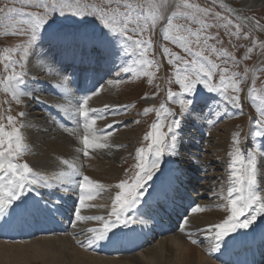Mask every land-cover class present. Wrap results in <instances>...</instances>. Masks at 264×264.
Instances as JSON below:
<instances>
[{
	"label": "snow or ice",
	"instance_id": "6c2138e0",
	"mask_svg": "<svg viewBox=\"0 0 264 264\" xmlns=\"http://www.w3.org/2000/svg\"><path fill=\"white\" fill-rule=\"evenodd\" d=\"M10 2L13 5L19 3L22 7H8L6 4L5 8H0V13H3L0 15V27L4 29L0 34L26 36L27 39L14 48L6 47L0 52V64L7 73L0 77V91L10 94L17 105L22 103V98L38 100L28 86L29 73L26 71V65L31 61L33 66H41L60 77L59 83L53 86L62 89L63 98L69 102L56 105V108L66 119L76 120L78 127L82 124L81 143L84 156L89 155V149L113 147L101 142L106 141L109 134L98 135L93 130L96 120L103 117L89 114L98 110L90 109L88 101L91 96L98 95V92L93 91L84 95L75 106L72 105L70 97L75 95L73 89L75 75L68 71L67 62L71 59L75 64L79 58L84 73L88 72L89 66L99 62L103 69L115 67L119 73L125 75L132 74L137 78L147 76L151 83L155 73L150 70L154 67L158 69V64L148 58L152 41L150 38L145 39L144 35L150 29H154L157 21L163 18V10L169 5L170 0H143V3L135 4L131 0H101L99 4H86L83 0H50V3L48 0H10ZM174 3L176 11L172 14L173 17L180 16L201 26L193 31L184 25H174L169 18L168 28L164 34V39H171L172 42L178 43L186 53L194 57L186 60L171 53L167 47L162 49L171 57L170 64L175 65L179 62L183 65L175 69V83L180 86L181 92L169 90L167 93L168 100L177 103L180 112L177 115L163 104L157 110V117L159 118L163 113L164 119L154 122L151 130L144 136V140L149 141L147 147L136 150L135 168L138 171L135 178L130 184L128 181H122L116 185L121 191L116 194L113 211L110 214L115 216V220L105 221L104 217L81 215V209L84 208L86 200L94 199L103 185L92 181L87 176H84L82 181L75 180L74 177L79 176V172L74 164L64 161L69 170L59 171L49 179L34 172L28 163H18L19 159L28 152L21 129L29 125L26 122L19 123L16 117L8 115L6 124L0 122V230L17 224L55 221L67 211L74 215L77 222L104 221L101 229H87L90 235L85 242L78 241L82 247L92 248L99 242L116 236L113 229L118 226L130 228L137 224L147 225L154 213L166 208L169 202L176 198L183 182L182 170L171 167L174 161L164 158L180 155V129L184 122L204 120L208 126H212L221 114L218 102L213 100L211 95L205 96L199 93V100L195 99L198 95V86L202 85L208 94H216L221 101L239 109L241 83L246 79L248 69H245L244 76L241 77L239 73L230 72L229 67H221L220 64L205 56L204 51L210 50L217 55L218 59L230 57L229 53L217 51L208 44V40L214 37L201 35L204 29L212 27L202 19L208 15V10L191 4L188 0H174ZM145 5L148 7L146 15L143 11ZM24 7H34L43 11L25 12ZM221 7L231 11L224 4H221ZM215 15L218 20H227L219 13ZM237 19L240 18L237 17ZM244 23H247V20H244ZM231 24L232 21L227 20V23L222 26L228 29ZM255 27H260L258 21L255 22ZM235 28L236 32L230 34L239 37L241 24H236ZM170 31L185 34L173 37L169 35ZM134 36L139 38L134 39ZM114 37H120L119 49L113 46ZM193 43L200 50L193 52ZM97 52L99 55H94ZM248 52L251 53L252 49L249 48ZM17 53H19V59L14 58ZM196 58H203L207 61V66ZM231 59L235 64L234 57ZM227 62L225 59V65ZM216 71L220 73V82L214 85L212 80ZM119 82L122 81H117ZM252 84L248 98L255 105L258 113V118L252 122L255 125L252 134L256 138H264V94L256 92L255 79ZM230 92L234 94H229ZM199 103L205 105L207 115L201 114L204 110L194 107ZM151 111L153 109H145V114ZM18 116L25 117V112L18 113ZM78 117L82 118V121L77 119ZM4 119L5 117H0V121ZM111 126L108 125L109 128ZM165 128L166 131H164ZM64 131L75 134L77 129L65 127ZM239 144V136L236 134L233 138L234 147L228 153L230 162L227 192L225 194L222 188L220 193V199L226 201L228 215L222 222L210 225L207 230H201L212 233L209 237L212 241L208 249L210 254L220 251L222 244L230 247L238 241L247 239L258 229L259 234L264 235V219L260 224H256L258 218H264V187L261 185L264 170L258 161V155L264 158V153L247 151L245 154ZM157 172L159 176L156 175ZM149 188L152 189L151 192ZM39 189L49 190L51 195L45 198ZM53 189H58L65 194H77L79 205L74 204L72 208H65V198L56 195L52 192ZM146 195L148 199H144ZM204 210L199 206L191 209L193 213ZM188 223L189 221L185 218L179 230L188 236L192 244H197V240L191 238L192 233L186 231ZM253 225L255 227H252ZM72 226L76 227V224L73 223ZM250 227L252 232L246 231ZM110 233L112 236L109 235ZM232 233L236 235L230 236ZM225 237L230 239L225 240Z\"/></svg>",
	"mask_w": 264,
	"mask_h": 264
},
{
	"label": "rangeland",
	"instance_id": "374dc122",
	"mask_svg": "<svg viewBox=\"0 0 264 264\" xmlns=\"http://www.w3.org/2000/svg\"><path fill=\"white\" fill-rule=\"evenodd\" d=\"M174 2V0H171ZM171 1L169 5L163 10V18L157 21L156 27L154 29H150L148 33H145L144 38H150L152 41V48L149 51L148 58L154 60L158 64V69L154 67L150 71L154 72V78H152V82L149 83V77L142 76V77H135L132 74H123L119 73L115 67H113V72L110 78L108 79V83L105 87L100 89L98 93L107 92V97H102V101L100 105L98 102L96 103L97 98H92L90 103L94 105L95 109H97V113L94 116H97L98 113L102 114V111H106V105H114L117 103V112H112L110 114L109 120L110 121H119L120 126L117 129V137L119 141L117 142L122 147L120 148L121 151V158L119 160H108L103 157H98L93 151V155L90 153V158H86L84 161L80 160V155L83 153V150L80 149L79 151H69L66 147H58L55 144H51L50 147L47 145H43L39 139H35L33 135H30L28 127L21 129L22 134L24 135V142L28 146V152L39 154L42 157H54L59 160L64 158H69L70 163L79 166L81 170V175H86L89 178L99 179L105 183H108L110 187L108 190H103L98 193L99 195L103 196L106 200L107 204L114 202L115 196L117 193L121 191V189L117 188L116 185L122 181H128L129 184L135 178V174L138 171L135 168L136 164V150L140 147H147L149 141L144 140V136L151 130V125L156 122L158 119H164V114L161 113V116L157 117V110L160 109L161 105L163 104L166 108L172 109L177 115H179L180 108L177 103H173L172 101L168 100L167 93L169 90L180 93L181 89L180 86L175 83V69L176 67H183V65L177 62L175 65L169 63V57L165 54L162 49L167 47L171 53H174L180 57H183L186 60H191L194 57L189 55L184 51L183 48L179 46L178 43L172 42L171 39H164V34L166 29L168 28V20L169 18L172 19V23L174 25H184L190 27L193 31H196L201 26L198 23L191 22L186 18L176 16L173 17L172 14L176 11L175 3L173 6L171 5ZM50 3V0H48ZM86 4H99L101 0H83ZM132 3H143V0H131ZM189 3L198 5L200 8L208 10V15L202 17L203 21L212 27L204 29L201 33L203 36H212L213 39L208 40V44L211 47L217 49V51H225L230 54L228 58H217L215 53H212L210 50H205L204 55L207 56L213 62L220 64L221 67H229L230 72L239 73L241 77L244 76L245 69H248L247 77L241 83V92H240V103L241 107L235 111L230 110L228 107L224 106V103L218 102V109L220 110L221 114L217 119L214 125L215 128L212 126H208V131L210 137L208 138L209 143H207L206 150L204 152L203 159L206 162L207 166H210V172H213V176H208V184L206 188L208 191H216L215 193L217 196L220 197L221 189L223 188L224 193L227 192V184H226V177L225 174L227 172L226 165H227V153L231 150V146L233 145V138L234 135L238 134L240 144L239 147L242 149V145H246L245 149L249 148L251 151H257L260 143L261 138H256L253 136V131L255 129V125L252 123L258 118V113L256 112V107L252 103V101L248 98V84L250 83L251 88L253 87L252 81L255 79V90L259 94H264V89L261 90V86L258 83L259 81L263 82L264 87V59L260 62V57L264 55V0H188ZM256 2V3H255ZM250 3V4H249ZM8 7H22L19 3L12 4L10 0H0V8ZM221 4H224L227 8H231L233 6L235 9H239V13L237 15L233 14L231 11H226L225 8L221 7ZM245 4V5H244ZM244 6V7H243ZM172 8V9H171ZM25 12L28 11H39L42 12V9H36L34 7H24L23 9ZM123 11V9H121ZM145 15L147 14L148 7L147 5L144 6L143 9ZM216 13H219L220 16L226 17L227 20H231L232 24L229 25L228 29L223 27V24L227 23L225 19H217ZM135 15V13H133ZM3 15V13H0ZM15 15V14H14ZM247 17L248 19H252L253 22L258 21L260 24V28L262 29L259 31L258 29L253 28L250 25H245L243 21L237 19V17ZM236 24H241L240 35L237 37L236 35L230 34L235 33ZM133 27V25H130ZM263 27V28H262ZM4 29L0 27V33H3ZM131 34V33H129ZM183 32H176L170 31L169 35L173 37H179L184 35ZM115 42L113 38V46L116 49H119V40L120 37H115ZM134 39H138L139 37L134 36ZM26 36H11V35H2L0 34V52L3 51L4 48H14L18 44H22L26 41ZM195 39L194 37L192 38ZM203 43V41H202ZM251 48L252 52L249 53L248 49ZM193 52L200 50L199 47L193 43L192 44ZM94 55H99V53H94ZM231 57H234L235 64H233ZM247 57V58H245ZM15 59H19V53L15 54ZM199 59L201 63H205L207 66V61L203 60V58H196ZM227 59V65H225L224 60ZM71 61V59H69ZM26 67L30 68L29 71V81L28 85L33 90V95L38 97V100L35 99L33 101L34 104L27 105L26 100L22 99V103L17 105L15 101L12 99L10 94H5L4 92L0 91V117H5L4 120L0 121L2 123H7L6 117L11 115L17 118L19 123H24L25 117L21 118L18 116V113L25 112L31 113L34 116H37L39 113H42L39 97L41 92H39V88L43 87L44 81L46 79H52L51 74H47L45 71H40L35 69L32 63H28ZM257 68L255 73L251 74L250 76V68ZM69 69V68H68ZM75 69L78 70L79 66L73 65L71 70ZM19 70V69H17ZM27 71V70H26ZM7 75L4 72L3 65L0 64V77ZM36 76L37 78L33 77ZM111 81V83H109ZM114 81V82H113ZM117 81H122L117 83ZM171 81V83H169ZM220 82V73L216 71L213 75L212 83L214 85L219 84ZM113 83L117 84V87L112 89L109 85ZM206 90L203 89V86H198V95L199 93H204ZM156 95L153 98L145 99V97H149L152 95ZM231 93V92H230ZM247 96L245 97V94ZM234 94V93H231ZM211 98L219 99L220 98L216 94H210ZM208 96V95H207ZM111 98L113 104H108L107 100ZM78 102V99L74 100ZM34 105V106H33ZM97 105V106H96ZM201 103L196 104V106H200ZM229 105V104H228ZM230 106V105H229ZM248 107V108H247ZM198 110H204L201 112L202 115H207L205 107L200 106V108L196 107ZM231 108V107H230ZM145 109H153V111L145 114ZM232 109V108H231ZM249 109V111H248ZM110 111V110H107ZM235 113V114H234ZM102 117V116H101ZM138 121V123H137ZM196 121V120H195ZM107 122V121H104ZM194 122V120H191ZM117 123V122H116ZM207 124V123H206ZM118 126V124L116 125ZM115 126V127H116ZM188 126V125H187ZM113 127V126H112ZM111 127V128H112ZM114 127V129H115ZM197 127L206 132L205 126H200L197 123ZM197 127L195 125H191L188 128V133L190 131L197 132ZM9 130H11L9 128ZM166 131V128L164 129ZM102 130L99 131L100 134ZM186 137H180V141L184 144V148L190 149L187 147V142L190 139V134L185 135ZM43 138V137H42ZM113 138V137H111ZM189 138V139H188ZM108 139V137H107ZM115 139V138H113ZM116 140V139H115ZM117 141V140H116ZM119 145V146H120ZM191 146V145H190ZM90 150V149H89ZM91 152V151H90ZM107 155H111L114 153V148L107 149ZM182 153V150L180 151ZM186 154V153H185ZM247 154V150L245 152ZM190 158L191 156L188 155ZM83 156L82 158H85ZM165 160H172L174 158L165 157ZM259 161V155H258ZM28 163L29 166L33 169L34 172L38 173V167L32 164L31 160L25 154L22 156L18 163ZM80 164V165H79ZM163 167V165H162ZM172 167V165H171ZM260 167L264 170V161L260 163ZM85 169L86 174L83 173ZM159 173V172H157ZM155 179V177H154ZM262 187H264V179H261ZM112 184V185H111ZM211 186L213 188H211ZM78 191V189H77ZM211 194V193H210ZM213 202V201H211ZM210 205L211 207H203L206 209L205 212L201 213L204 216H208L211 221L220 220L226 218L228 215V211L225 208L226 206L218 205ZM209 206V205H208ZM225 210L226 213H220L217 216L215 211ZM207 212V213H206ZM209 212V213H208ZM225 214V215H224ZM222 216V217H221ZM200 217L198 220V224L202 221ZM220 220V221H222ZM196 223V222H195ZM197 224V223H196ZM206 224V223H203ZM208 225V224H207ZM199 226V225H198ZM197 226V227H198ZM209 228V226H208ZM207 228H199L197 231L192 230L193 234H204L203 236L199 237V241L206 242V250L209 249L211 242L212 233L208 231ZM200 231V232H199ZM231 236V235H230ZM44 236L37 235L34 237L35 240L43 239ZM228 240L227 237H225ZM230 238V237H229ZM9 244V243H7ZM40 261L32 260V262L28 264H42ZM0 264H11L0 254Z\"/></svg>",
	"mask_w": 264,
	"mask_h": 264
},
{
	"label": "bare ground",
	"instance_id": "6f19581e",
	"mask_svg": "<svg viewBox=\"0 0 264 264\" xmlns=\"http://www.w3.org/2000/svg\"><path fill=\"white\" fill-rule=\"evenodd\" d=\"M170 6H173L172 1ZM235 12L237 14L240 11L239 9H235ZM250 22L252 24H255L252 19L250 20ZM259 29L262 30L260 27ZM77 60H79V58ZM34 67L36 70H38V73L40 71H45L47 74H51L52 79H46L44 81L43 87L39 88V92H41L39 102L41 110L43 112L39 113L37 116H34L31 113L27 112L25 115L24 123L26 122L29 126L26 129H28L30 135H33L35 139H39V141L43 145H47L48 147H50L51 144H55L58 147H66L69 151H79L80 149L83 150V145L81 143L83 137L82 124L78 127L76 120L66 119L65 116L56 108V105L69 102L63 98V90L53 86L59 83L60 77L48 72L41 66ZM76 67H78V65H76ZM81 69L82 66H79L78 70H71V72L75 74V84L73 85L74 92H76L80 96L83 95V90L90 88L87 83L89 81V78H85L86 75H88V72L83 73L82 76H80L79 74L81 73ZM103 73L107 75V72ZM95 80H99V78H95ZM109 87L114 89L117 87V84L113 83L112 85H109ZM101 92L102 94L98 93V95L91 96V99L97 98L98 101H96V103L98 102L99 106H101L100 102L102 101V97L108 96L107 92H103L102 90ZM56 93L58 94L55 95ZM25 99L30 100V98ZM75 99L77 98H75L74 96L70 97V101L73 106H75L77 103L74 101ZM91 99H89L88 101V107L90 109H95L94 105L90 103ZM214 100H216L217 102H221V100L219 99ZM107 102L108 104H113L111 98H109ZM202 104L203 103H201L200 106L203 107L204 105ZM117 106L118 104L114 103V105L108 106L106 111H102V114H97V116L103 117L101 119H97L94 125L93 130L97 134L99 133L97 129L102 130L100 134H104L105 130H108L107 134L111 133L114 130V127L117 125V121H110L106 112L107 110H110L108 111L109 113H112L113 111L117 112ZM194 107H197L196 104L194 105ZM229 107L232 108H230L232 111L237 110V108L233 107L232 105H230ZM96 113L97 112H90L89 114L91 116H94L96 115ZM77 119L82 121V118L78 117ZM188 121L191 122V120ZM108 125H112L113 127L111 126L112 128H109ZM65 127H67L68 129H77V131L75 134H70V132L64 131ZM107 137L108 139L106 141L101 142L112 145L113 147L111 148H114V153L110 156L107 155L106 151L108 148L93 151H96L95 154L98 157H103L112 161L119 160L122 157L120 151V148L122 146L117 143L119 139L116 135V132L114 131L112 134H109V136L107 135ZM111 137L115 138L117 141ZM89 153L91 152L89 151ZM27 156L31 160L32 164L38 167L37 174L46 178L51 179L55 173L63 170L62 160H59L57 158L42 157L37 153L34 154L31 152H27ZM195 159L196 158L194 157L193 160ZM229 162L230 157L228 156V164ZM174 166L178 169L180 167L179 164H175ZM225 177L228 179V174H226ZM74 179L78 180L83 178L76 176L74 177ZM91 180L97 182L100 185H103V187L97 191L94 199L86 200L84 208L81 209V215L100 216L104 217L105 221L115 220V216L110 215L113 211V202L108 205L106 200L103 198V196H101L102 194L100 193V191L108 190L109 188L107 187H110L108 186L110 184L95 178H92ZM39 191L45 196L47 194L49 196L51 195L49 190L39 189ZM52 192L65 198V208H72L74 204L76 206L79 205V201L74 196V193H67L71 197L69 199V196H66L65 193L60 192L58 189H53ZM98 193H100L101 195H99ZM217 203H219L218 205L220 206H226L225 200L215 201L213 202V205H217ZM210 204L205 205L206 207H211ZM174 206L175 203L171 200L167 207L162 209L165 216H167L165 220H161V218L158 217V213L156 212L153 214L152 218L149 219L147 225L141 226L137 224L130 228L123 227V230L121 232L117 227L113 229V232L116 233V236H114L110 240L101 241L92 248L81 246V243L85 242L88 235H90V233H87V229H101L103 228L104 221L89 220L84 222H77L74 215L66 211L63 216L58 217L55 221H41V224L37 226L40 227V229H49L50 226L57 233V235H54L53 237L50 235L45 239L43 238L39 240H31L29 242H18L15 244L0 242V254L4 258H7V260L11 264H28L32 262V260L40 261L42 264H217L215 263V261L214 263L211 261L212 253L210 254L209 251L206 250V242L199 241V237L203 236L204 234H193L192 230L197 231L201 227L208 229V226L220 223L222 222L220 221L222 219L211 221L208 216H204L201 214L206 211L205 208H203L205 210L202 212L192 213L191 216L187 218L189 223L186 226V231L192 233L191 238L197 240V244H192L188 236H186L179 230L180 225L183 223L181 221L185 217L182 213L180 214V212H189V208L187 209L179 206L180 211L176 212L173 211ZM200 207L202 208L204 206L201 205ZM215 213H217V216H220L223 215L222 213L226 212L225 210H219L217 212L215 211ZM219 213L220 215H218ZM200 217L202 218V221H200L201 223L198 224V221L196 220H198ZM73 223L76 224V227L72 226ZM22 225V229H25L28 223ZM173 229L176 230L173 231ZM22 231L28 232V230L26 229ZM22 231L19 233H22ZM153 231L154 233H152ZM16 232H18V230H16ZM43 233L45 234V231H43ZM233 234L234 233L230 235L232 236ZM109 235L112 236V233H110ZM158 235L159 237L157 238H159V240L154 239V237ZM120 240H124L127 246H132L134 248L139 247L140 251H138L137 253H132L131 251L125 252V255L123 257L116 256V254L119 253H112L111 250L115 247L114 243ZM250 240L244 239L238 241L230 247H225V245L222 244L225 250L220 249V251L215 253L221 256V258L223 257V260L228 261L231 264H250V257H247L246 255L249 254L252 249L258 247L254 244V242H252V239ZM78 241H80L81 243H78ZM116 249L118 250L119 247H116ZM100 251L104 252L106 255H102Z\"/></svg>",
	"mask_w": 264,
	"mask_h": 264
}]
</instances>
